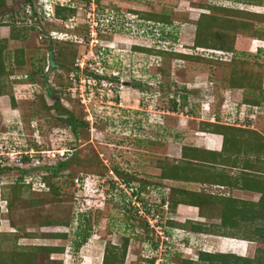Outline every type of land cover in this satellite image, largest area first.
<instances>
[{
    "label": "rangeland",
    "instance_id": "1",
    "mask_svg": "<svg viewBox=\"0 0 264 264\" xmlns=\"http://www.w3.org/2000/svg\"><path fill=\"white\" fill-rule=\"evenodd\" d=\"M35 1L44 7V12L38 9L43 19L44 16L48 18L44 25L33 16L26 0H6L0 10V38L10 37L11 22L37 26L28 31L27 39L9 43L12 51L23 48L26 57V64L15 66V73L10 78L8 91L10 96L16 97L17 105L12 104L9 95L0 96V131L10 132L13 141L20 146L19 151L8 153L1 143L3 160L0 162L7 165L10 160L13 161L10 165L31 170L24 174V183L36 181L30 191L22 192V185L10 187L6 190L10 196L5 195L9 201L4 200L5 186L13 184L20 172L12 171L3 176L0 164V253L7 250L9 255L24 257L22 254L26 249L35 248L34 245L60 246L64 248L62 252L38 250L34 263L104 264L107 245L121 246L127 236L130 243L125 264H151V258L156 259L155 264H184L187 259L197 261L205 251L234 253L257 260L255 264H264V237L257 232V229L264 228V205H259L260 193L160 179L161 170L157 166L159 158L181 160V147L190 138L191 125L196 128L203 125L201 119L207 121L212 117L203 110L206 102L212 101V110L218 116L216 120L234 123V115L229 121L227 111L230 113L236 103L254 98L259 92L243 89L237 95L236 89L228 84L231 86L234 82L246 86L247 81L238 75L239 71H226L227 64L222 67L218 66L219 63L200 61L196 66L189 60L132 50L133 46L139 45L191 51L188 47L194 45L197 19L201 13L208 12L222 22L231 17L239 22H250L244 32L236 35V56L264 64V0ZM57 4L68 5L76 11L67 20L58 19L55 15ZM214 5L261 16L246 17L218 11ZM146 12L167 16L172 22L164 25L155 19L145 20L141 13ZM89 29L95 35L91 34V42L86 37ZM100 33L106 37H101ZM62 40L78 42L73 48L79 50L75 62L80 72H68L58 66L50 69L54 59L51 50H57L63 44ZM99 54L105 56L111 65L120 64L113 72H119L123 83L114 84L113 90L105 86L103 90L88 92L84 69L87 66L97 68L101 61ZM97 59L100 60L98 63ZM49 69V75H44ZM163 71L167 73L163 74ZM137 80L142 85L136 88L134 83ZM46 82L51 85L53 94H49ZM161 86L163 90L158 91ZM141 87L146 93L140 90ZM221 87H227L232 93L228 98L231 109H227L228 106L222 108L225 100ZM173 98L180 104L181 111L177 113L171 107L174 106ZM55 102H60L58 110L51 107ZM248 111L244 107V117L248 116ZM253 112L257 119H252V125L264 132V102ZM71 115L91 123L89 137L81 134L79 141H71ZM185 122L190 125L189 129L184 126ZM241 132L229 131L232 134L227 149L228 154L240 155L241 167L230 166L227 170L237 174L241 172L238 168H242V164L256 171L264 170V156L261 154L264 142L255 133L242 141L238 138ZM74 150L78 151L70 168L53 179L61 192L58 195L48 184L40 182L46 169L34 168L56 164ZM67 151L69 153L65 154ZM34 152L41 153L40 162H23V156ZM198 152L204 156L209 154ZM209 157L216 161L215 156ZM87 164L95 166L87 167ZM102 164H106L108 171L101 177L96 171ZM115 168L123 174L130 173L135 181L125 184L123 175L114 172ZM91 171L95 174H87L93 173ZM211 178L215 175L212 174ZM72 180L75 186L70 187ZM173 187L215 194L225 201L231 196L255 204H232L241 209L236 217L240 222L237 227L226 226L222 225L217 200L206 203L203 214L200 208L189 205H180L172 211L169 203H162V196L171 201ZM137 190L141 191L138 196L134 193ZM12 200L14 203L10 206ZM232 205L230 223L236 219ZM245 207L254 212L257 209L259 216L254 220L250 216L245 218L247 214L251 215ZM204 213L210 214L203 216ZM86 220L92 225L91 235L80 249H75L77 232L86 226ZM191 223L202 224L207 230H193ZM58 233H67L68 237H54L53 234ZM11 257H8L9 261Z\"/></svg>",
    "mask_w": 264,
    "mask_h": 264
},
{
    "label": "trees",
    "instance_id": "2",
    "mask_svg": "<svg viewBox=\"0 0 264 264\" xmlns=\"http://www.w3.org/2000/svg\"><path fill=\"white\" fill-rule=\"evenodd\" d=\"M88 3H92L93 0H86ZM99 1V0H97ZM26 3L31 5V10L33 11V16L37 19V21H40L41 24L45 22V20H48L46 16H44V19L41 17V13L44 12V7L41 3H37L35 0H26ZM6 4V0H0V10L1 8ZM216 10L221 11H228L231 13H237L243 16H261L259 13L254 12H246L244 10L240 9H234L230 8L228 6H213ZM203 8H212L211 6H203ZM38 9H41L42 12H39ZM76 10L74 8L63 5V4H57L55 6V15L58 19L61 20H67L71 18L72 15H74ZM1 13V11H0ZM143 19L151 20L155 19L157 22H162L170 24L172 21L169 17L164 16L160 17L158 14L154 12H146L141 13ZM1 25V22H0ZM44 25V24H43ZM89 25V24H88ZM250 22H239V20H232V17L230 20L221 21L216 15L210 14L208 12L201 13L200 17L197 19V29L195 34V41L193 46H189L188 48L191 51L186 50H180V49H171L169 47L163 49H157L152 47H146V46H139L135 45L132 47V50H135L136 52L140 53H146V54H154V53H160L163 56H167L170 59L176 58L177 60H183V61H192L193 63H196V66H198V62H212V64H218V66L224 67V65H229L226 67V71L230 72H237L239 71L238 75L246 79V86H239L238 84L231 83L228 84L231 88H242V89H251L252 91L259 92V94L254 98H246L245 99V105L248 106L249 110H256L259 106H261V103L264 102V64H261L258 61H250L247 59L239 58L236 56L238 52L237 48V40L236 35L240 31H245L249 27ZM10 37L9 38H0V96L9 95L10 93L8 90L10 87V78L15 73V66H24L26 64V57H25V50L23 48H19L15 51H12L9 48L10 41L13 40H25L28 37V31L32 29H36V25H29L24 24L20 25L17 21L10 23ZM47 28V25H45ZM86 27L87 24L85 25ZM84 26V27H85ZM90 30V29H89ZM50 32V31H49ZM48 32V33H49ZM89 33V34H88ZM51 34V33H50ZM101 37L105 38L106 34L100 33ZM50 40H52V35ZM85 37V36H83ZM86 37L89 40L90 32L86 33ZM166 39V38H165ZM85 42V39H83ZM63 43L58 47L56 50L55 48L51 50L52 56L54 59L51 61L50 69L53 70L56 66L63 68L64 70L68 72H80V67L76 64L75 59L79 53L78 48H73L78 42H75L74 40H62ZM82 43V42H81ZM79 43V44H81ZM105 52L108 51V49H104ZM219 52H224L225 54H221ZM15 53V54H14ZM57 53V55H56ZM231 56L230 58L228 57ZM100 59V65L97 68H89L87 66L84 69L85 76L87 77V91L91 92L93 90H103L105 89V86L109 89L113 90L114 84H118L122 81L119 72L115 73L113 72L114 68L120 65L119 63L116 64H109L107 60L99 54L98 56ZM103 57V59H102ZM98 59L96 60V63H98ZM102 64L104 66H102ZM109 64V66H108ZM48 70L44 75L48 76L49 72L51 70ZM163 74H166V71L162 72ZM33 77V75H32ZM155 76L152 77V79ZM158 77L155 78H159ZM79 78V77H78ZM231 80V79H229ZM123 83V82H122ZM49 94H53V89L51 88V85L48 84ZM134 84H136V88L140 87L141 82L140 80L136 81ZM185 89V88H184ZM143 93H146L145 90L141 87L140 88ZM163 90V87L161 86L158 91ZM178 91V90H177ZM12 100V104L14 106L17 105V100L14 95L10 96ZM78 100V99H77ZM174 100V106H171L174 111L178 112L181 111V108L179 107L180 104L177 103V101ZM60 102H55L51 107L53 109H59ZM147 105V104H146ZM60 113V112H59ZM71 134L70 136H73V139L71 141H79L80 135H84L89 137V127L90 122L79 120L77 117L71 115ZM98 123V122H97ZM203 125H200V128L208 129V130H214L219 133H224L226 135L227 147L230 145V139H228V136L231 135L229 133L230 130H237L239 131H246L242 128H236L235 126L220 124V123H211V122H204ZM228 129V130H227ZM225 130V131H224ZM227 130V131H226ZM249 132H253L261 138V141L264 142V135L260 133L257 130H249ZM10 132H1L0 131V144H4V150L8 153L11 152H17L20 150V146L13 141L12 134H9ZM82 143V142H81ZM71 144V143H70ZM37 147V146H36ZM75 147V146H74ZM73 147V148H74ZM76 148V147H75ZM225 148V147H224ZM223 149L220 153L217 154H208L207 156L199 154L198 151H204L203 148H197L192 145L185 144L182 151V158L181 160H172L170 158H159L157 160V166L160 168V179L164 180H172V181H178L182 183H190V184H209L219 187H232V188H238L241 190L251 191L255 193H260L261 196V204L264 205V170H254L251 166H245L242 164V168H238L241 170L239 173L233 172V174L230 173L229 170H227V167L234 166V167H241L242 161H240V155L239 154H226L227 149ZM39 150V148H37ZM192 150H196V153L192 154ZM198 150V151H197ZM78 150H74V152L68 157L65 156V158L59 159L56 164H48L46 166H37L34 169H46V172L42 174V179L40 182H45L48 184L50 190H53L54 193L61 195V192L59 188L56 186V184L53 182V179L56 177H59L60 175L64 174L63 172L70 168V163L73 161L74 157L76 156ZM69 151H67L65 154H68ZM225 153V154H223ZM258 155V156H257ZM264 156V154H262ZM209 156H215L216 161H214L213 157ZM237 158H234L236 157ZM257 157H261L260 154H256ZM234 158V159H233ZM23 162L29 163V162H40L41 160V153L34 152L33 155L23 156ZM40 159V160H39ZM260 159V158H259ZM222 161V162H220ZM10 161L7 163V165L2 166L1 173L3 176L8 175L12 171H19L20 175L14 179V183L11 185H6L3 192V199L9 201V198L7 196H10L9 193H7V189L10 187H17L18 185H22L23 190H32L33 185L36 181L30 182L28 184L24 183V174L29 173L31 170H28L22 166H16V165H10ZM232 163V165H231ZM95 166V164H87V167ZM225 167V168H224ZM220 168V169H219ZM108 167L106 164H102L98 166L97 173L99 176H104L105 173H107ZM93 172V171H91ZM114 172H116L119 176L123 175V179L125 180V184H129L133 181H135V178L130 173L123 174L122 171H120L118 168H115ZM73 174V173H72ZM87 174H95L93 173H87ZM195 174V175H193ZM212 174L215 175V178H211ZM75 178V174H73V179ZM38 182V181H37ZM149 184V183H148ZM147 184V185H148ZM158 185V184H156ZM71 186H75L74 180L71 181ZM156 187V186H155ZM16 191V190H13ZM173 198L168 200L165 196H162V203H169V207L172 211L177 210V208L180 205H189L192 207L200 208L201 212L203 211V206H205L206 203H215L214 201H218V207L221 211L222 216V225L231 226V227H237L239 220H237V214L241 211V209L234 207L232 204L235 205V202H239L241 204L243 203H251L255 204L254 202H248L244 201L238 198H234L231 196H227L229 201H225V199H221L217 197L218 195H209V194H203L196 191L188 190L187 188L182 187H173ZM141 191L137 190L134 191V193L138 196ZM5 195H7L5 197ZM10 202L9 205L11 206L13 204ZM231 205L234 208L233 217L236 218L235 222H231L229 220V215L231 213ZM221 206V207H220ZM247 210H249V214L246 215L245 218L255 219L258 215L257 209L256 212L251 210L248 207H245ZM218 209V208H217ZM246 210V213H247ZM147 212H150L147 208ZM203 214V212H202ZM210 213H204L203 216L208 215ZM86 214H84L85 216ZM209 216V215H208ZM264 217V216H263ZM50 221H47L49 223ZM146 223V219H145ZM177 223V222H171ZM147 224V223H146ZM178 224V223H177ZM148 225V224H147ZM182 225V224H178ZM91 227L92 225L88 220H86V226L81 227V230L77 232L78 239H75L74 241V248L80 249L89 239L91 235ZM191 228L193 230H207V227H204L202 224L198 223H191ZM257 232L264 237V228L257 229ZM76 234V235H77ZM54 237H62L66 238L68 237L67 233H58L53 234ZM130 238L127 236H124V242L121 246H118L117 244H109L107 245V250L104 258V264H125L128 248H129ZM158 244H155V247H157ZM35 248H27L26 252H22L25 257V255H28L27 258L19 257V256H12L9 255L7 250H4V252L0 253V264H35L36 262V253L38 250H43L46 252H62L63 247L60 246H47V245H34ZM36 249V250H35ZM12 256V257H11ZM8 257L10 258V261L8 260ZM151 264H155L156 259L151 258ZM257 260H254L250 257L245 256H239L234 253H212V252H201L200 258L195 260H184V264H255ZM35 262V263H34ZM262 262V261H261Z\"/></svg>",
    "mask_w": 264,
    "mask_h": 264
},
{
    "label": "crops",
    "instance_id": "3",
    "mask_svg": "<svg viewBox=\"0 0 264 264\" xmlns=\"http://www.w3.org/2000/svg\"><path fill=\"white\" fill-rule=\"evenodd\" d=\"M221 88H222V92H224L223 98L225 100L224 101L225 103L222 102V104H223L222 108L224 110L228 106L227 109H231L229 104H228V98L231 97L232 93H231L230 89H228L227 87H221ZM235 89H236L237 95H238V93H240L241 90H243L242 88H235ZM211 103H212V101L206 102L205 103L206 107H204L203 110H204V112L206 111L205 113H207V115L212 116L211 117L212 119L208 118V120L206 121V118H204V120L201 119V122L204 121V122H211V123H220V124L235 126L236 128H242L243 130H246V131L241 132L242 134H240V136L238 135V138L242 139V141H243V138L246 139V136L248 137V135H250L251 133L253 134V132H249V130H251V131L257 130L260 133L264 134V132L260 131L258 128H256L255 125H252L253 124L252 119H254V121H255V119H257L256 113H254V112L252 113V110L248 109V106L245 105L244 99L241 102L240 101L238 103L235 102L236 107L231 109V111H233L234 113L231 111L229 113L228 112L229 110L227 111V113L229 114L227 117L229 121L232 119L231 115H234V120H235L234 123L216 120V118L218 116H217L216 112L213 111L214 109L212 110L213 104L211 105ZM244 107H247V110H249L248 116H245V117H244V115H246V112H244ZM174 112L177 113L176 111H174ZM181 122H182V120H181ZM184 126L189 129L190 125L187 124V122H185ZM245 133H246V135H245ZM189 136H190V138H188V139L189 140L191 139V143H189V140H188V142L185 144L192 145V146H195L197 148H203V149H205L207 154L208 153L209 154L220 153L221 151H223V149H225L228 146L227 145L228 140L226 139V135L224 133H219V132L211 130V129L206 130V129L200 128V124L196 128L191 125V131H190ZM230 136H228V139H230ZM185 144H183L181 147V152H180L181 157L183 154L182 151H183V147ZM228 148H226V149H228ZM193 153L195 154L196 150H192V154ZM223 154H225V153H223ZM226 154H228V153H226ZM261 154H264V151H263V153L261 152Z\"/></svg>",
    "mask_w": 264,
    "mask_h": 264
},
{
    "label": "flooded vegetation",
    "instance_id": "4",
    "mask_svg": "<svg viewBox=\"0 0 264 264\" xmlns=\"http://www.w3.org/2000/svg\"><path fill=\"white\" fill-rule=\"evenodd\" d=\"M91 34H92V36H95L92 32H91V30H90V37H89V41L91 42V41H93V39H91ZM245 101V100H244ZM264 135V134H263Z\"/></svg>",
    "mask_w": 264,
    "mask_h": 264
},
{
    "label": "built area",
    "instance_id": "5",
    "mask_svg": "<svg viewBox=\"0 0 264 264\" xmlns=\"http://www.w3.org/2000/svg\"><path fill=\"white\" fill-rule=\"evenodd\" d=\"M11 155V154H10ZM53 157H56V155L55 156H53ZM3 159L1 158V155H0V161H2ZM0 164L2 165V166H4V163L3 162H0Z\"/></svg>",
    "mask_w": 264,
    "mask_h": 264
},
{
    "label": "clouds",
    "instance_id": "6",
    "mask_svg": "<svg viewBox=\"0 0 264 264\" xmlns=\"http://www.w3.org/2000/svg\"><path fill=\"white\" fill-rule=\"evenodd\" d=\"M93 33V32H92ZM94 34V33H93ZM91 39H93V37H91ZM162 40V39H161ZM163 41V40H162ZM164 43H165V41H163ZM159 43H160V41H159ZM164 43H162V44H164ZM165 45V44H164ZM219 53H221V52H219Z\"/></svg>",
    "mask_w": 264,
    "mask_h": 264
}]
</instances>
